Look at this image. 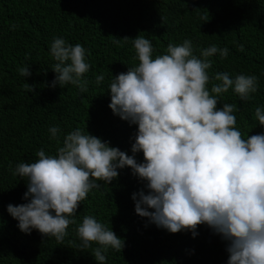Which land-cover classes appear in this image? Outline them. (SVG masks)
<instances>
[{"label":"trees","instance_id":"trees-1","mask_svg":"<svg viewBox=\"0 0 264 264\" xmlns=\"http://www.w3.org/2000/svg\"><path fill=\"white\" fill-rule=\"evenodd\" d=\"M136 36L151 41L154 56L185 39L197 57L212 44L227 47L226 57L207 58L210 78L224 72L232 78L255 75L258 88L246 100L229 89L219 95L217 107L237 105L235 127L243 138L264 131L254 115L264 106V0H0V264H96L92 250L98 245L78 247L76 227L85 215L124 241L120 252L108 249L106 264H226V242L206 225H198L195 236L188 230L170 233L138 216L131 196L147 189L128 167L87 194L62 242L35 229L21 232L6 211L10 203L26 202L27 178L13 174L16 164L35 162L40 149L54 155L64 135L76 128L133 155L137 126L109 109L108 85L138 64ZM56 37L87 50L86 92L72 84L49 86L55 76L49 47ZM25 65L28 77L19 72ZM101 74L104 80L97 84ZM25 83L34 86L32 92ZM213 83L218 81L210 79L209 89ZM51 126H59V142L49 138ZM134 157L143 161L142 152Z\"/></svg>","mask_w":264,"mask_h":264},{"label":"clouds","instance_id":"clouds-1","mask_svg":"<svg viewBox=\"0 0 264 264\" xmlns=\"http://www.w3.org/2000/svg\"><path fill=\"white\" fill-rule=\"evenodd\" d=\"M132 44L138 64L113 77L108 107L137 126L133 155L76 128L64 135L54 155L40 149L35 162L16 164L13 174L27 178L22 196L26 202L10 203L6 211L21 232L35 229L62 242L87 194L100 186L99 181L108 184L118 170L128 167L145 182L147 192L133 193L131 199L135 213L147 223L170 233L188 230L193 236L198 225H206L226 242V264H264V131L243 138L235 127L237 105L217 107L219 95L229 89L241 100L248 99L257 91V76L232 78L224 72L210 78L212 61L207 58L226 57L227 47L203 48L201 59L190 39L169 43L166 53L155 56L144 36H136ZM49 53L55 61L49 86L72 84L86 92L87 50L56 37ZM19 72L31 75L28 65ZM95 79L99 84L104 76ZM210 79L218 83L209 89ZM24 87L32 92L34 86ZM254 115L264 127V106H257ZM48 131L49 138L59 142V126ZM137 152H142V162L135 159ZM76 234L80 250L98 245L92 250L96 264H106L109 248L120 252L124 245L92 215L83 217Z\"/></svg>","mask_w":264,"mask_h":264}]
</instances>
